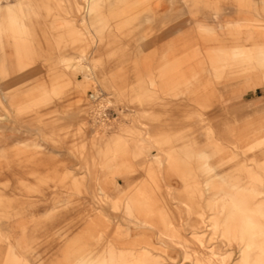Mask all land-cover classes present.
I'll return each instance as SVG.
<instances>
[{"label":"bare ground","instance_id":"6f19581e","mask_svg":"<svg viewBox=\"0 0 264 264\" xmlns=\"http://www.w3.org/2000/svg\"><path fill=\"white\" fill-rule=\"evenodd\" d=\"M107 1L109 0H0V49L3 50L5 44H9L12 47L14 66L18 71L24 70L29 66H35L36 64L40 48L37 46L39 41L36 38V30L33 22L39 16L37 5L43 4L48 11L47 17H51V20L46 23L47 33L50 36L45 38V41L51 42V47L59 52L69 47L75 48L78 52L76 56L67 54L57 55L55 62L60 68H67L69 66L73 68L78 67V70L82 71L85 77V71L87 70H91L95 67L100 69L106 68L111 71V76L108 77V80L111 86L115 88V91L109 93L108 96H126L129 97L131 101L133 99L138 100L139 103H146L145 106L136 109L137 112L134 120L132 119L133 122H137L141 125L140 128L138 129L135 127L136 125L129 126L126 132L130 137H126L125 139L122 135V141L115 152V159L118 166L114 165V168L112 167L111 169H116L119 173H122L124 184L119 185L118 182L116 183V179L109 180L108 173L99 172L95 165L91 167V169H86L87 172L81 177H76L74 174H71L69 170L63 173L61 179L53 180V183L50 181L52 186L57 188V190L51 191L50 194L57 197H64V199L70 196L80 195V193L83 192L81 188L85 187L87 190L86 187L89 184L92 185L93 189L90 191L92 198V200H89L92 203L90 208L87 206L86 208L85 205L82 208L84 212H86V216L84 217L86 221L83 223L81 222L82 226H84L82 236L73 237L61 250L62 252L59 254L61 256L56 257V255V258L54 257L53 260L47 264H264V114L262 115L259 112L260 110L256 109L253 110L252 113H257V117L252 118V113H248L250 117H246L247 114L240 122L237 119H229L228 121L220 120L216 125L212 124L211 118H209L208 115V111L210 110L216 112L215 107L221 105L222 98L228 95L232 96V94L237 96L240 91L243 92L247 89L257 87L260 75L262 76V82H264V47L259 48L255 53V60L253 64H251L252 69L240 73H236V71L233 70L227 73L225 72L224 66L212 67L211 61H208L206 58V60L194 58L195 50H192L188 54H184L185 56L180 60L171 58L165 66H159L155 71L159 76L154 75V72H152L153 67L150 64L145 63L141 65V67L138 64L137 67L136 65L134 66L135 71H133V73L139 82H137L139 92L131 93L133 92L130 90L132 87H128L129 92L127 91L125 93L123 92V84L127 83V74L125 71L122 72V68L117 69L116 66L113 65L114 63L109 62L112 57L122 49V46L118 45V36L115 34L110 37H107L108 35L104 36L105 32L114 26L116 27L115 29H120L122 24L117 20L123 18V13L113 12L107 15L102 14L100 12L101 6ZM119 1L126 4H134L146 0ZM184 1L188 4H196V0ZM234 1H237L241 6L237 10L236 17L226 20L225 25L233 26L235 30L239 29V22L248 20L246 19L248 15L244 14L248 11L253 14V18L250 19V21H256L258 17H264V0ZM66 7L74 9L76 12L79 11L80 14L83 13L80 22L81 25L79 23V25L76 24L72 19L62 17L60 14L56 13L57 10L55 13L50 12L52 9L67 10ZM88 17H90V19H92L91 17H95L97 23L88 22ZM108 18L116 22L112 24L107 20ZM55 20L60 21L55 22ZM92 25L97 26L92 28ZM151 25L153 26V24ZM195 28V30L184 31L182 25H180L173 30L174 33L177 32L179 35L174 37L169 43L168 50L170 56L178 51L186 50L190 44L187 45V39H190L192 41L191 45H193L197 42V37L201 33L211 34L213 32L212 28L208 25H199L196 23ZM250 30L251 29L247 27L245 31L246 35L244 36L245 40L249 37ZM144 37L145 36L142 38L144 39ZM89 46L90 53L88 58L90 62L88 65L83 66L81 61L86 59L85 51ZM237 47H239L238 42L235 43L234 48ZM233 53V56L236 57L239 51L234 50ZM74 58L77 60L76 63L72 62ZM53 62L51 61L49 63ZM5 63L6 61L4 59L0 61V74H3L4 77L7 74ZM199 66L203 69L201 72L199 71ZM60 68L58 73L65 76L66 74L64 71L61 72ZM206 74H211L213 78H209ZM155 82L168 90L167 95L171 111L174 108L173 101L176 98L182 99L181 101L186 100V105L192 107L189 116L194 118L193 121L191 120L194 124L193 126L195 127L198 125V127L195 130L192 129L193 131L191 134H188L186 130L177 131L176 129L172 130L168 136L166 135L167 137L161 138L162 136L160 133L156 132V134L151 130L152 124L159 118V114L153 111L152 101L155 99H153L152 92L149 90L147 84L151 85ZM220 82L225 85L218 86V84H221ZM74 87L75 93L73 92V94H75L76 107L85 106V108H89V112H93L91 115H93L96 120L97 117L95 114H101L100 109L104 108L107 103L109 104L110 100L108 97L101 99V93L99 89H96L93 93L96 95L99 104L97 108H93L95 106L94 102L90 101L89 97H84V88H81L79 84ZM40 89L42 90L44 88ZM52 94H56V96L59 97V94L55 91H52ZM15 95L16 94L12 91L6 92L2 95L3 97H0V103L3 102L1 99L4 100L6 98L9 101L12 100ZM35 95L29 93V97L26 100L16 104L13 109L15 114L20 115L51 99L48 93H41L38 97H35V99H31ZM78 109L80 110V108ZM215 112H210V114L215 115ZM6 116L5 113L0 114L1 118H5ZM187 119L186 121L190 120ZM181 120H183V118ZM14 123H16V121ZM181 123H183V121ZM94 124L95 129L98 126L105 129V126H107V123L102 120H99L98 123L94 122ZM186 126H190L189 128L191 129L190 124L187 123ZM170 128L174 129L175 126L171 124ZM133 135L134 138H132ZM129 145L131 146L130 153L133 154L135 158L136 155H143L146 160V164L143 166L144 178L140 183L132 184L133 179L129 174L132 168L129 163L131 154L127 152L128 150L126 151ZM152 147L156 148V152H150L149 149ZM208 147H210V151L207 149ZM13 150L10 149V151ZM225 153H228L230 160H237V165L232 173H215L208 158L211 155H221ZM94 154L92 153L90 155L91 161L93 163L98 162L100 165V161L97 160L98 154L96 157ZM78 155L84 159H86L87 156L86 152H84L83 155L77 154V157ZM226 157L227 156H222L221 160H224ZM40 158H42V156ZM39 161L41 162V159ZM28 162L31 163V159ZM28 164L26 162L23 166H28V168L31 167V164ZM43 164L45 163H42V165ZM62 165L64 166V164ZM20 166L22 167V165ZM26 167H24V169ZM13 169H15V166ZM33 170L35 169L33 168ZM38 170L40 171L39 167L37 171ZM18 173L19 172H17V174ZM28 173L30 175L31 172L27 171V174ZM48 174L40 175L42 183L47 182L46 179L48 178ZM20 176L23 177L22 174ZM54 176H56V174ZM171 177H177L182 180L183 188L181 192L185 194L187 198L184 200L181 199L178 202L181 203L185 211L189 213L186 219H183L181 214L176 213L179 208V206L175 204L176 202H169L160 190V187L164 186V193L167 195H170L173 190L176 191V189H172L171 184L165 182L166 178ZM216 178L219 180L217 181L219 183L214 182ZM18 179H20V177ZM67 179L69 181H67ZM16 182L18 183V181ZM34 182L36 181L34 180ZM7 184L9 188L10 185L9 183ZM14 184L16 183L14 182ZM23 184L25 189L28 190L32 188L35 183L30 181L27 182L26 180ZM17 187L18 186H16V188ZM110 187H113L114 194L116 193L114 198H111L110 195L107 194V190ZM19 188L20 185L18 189ZM5 189H7V186ZM17 192H20V189ZM5 197L6 196L3 198L5 199ZM198 200L200 205L197 204ZM72 201L75 203V199ZM107 202H110L107 205L108 207L119 211L120 214L115 216L108 215L105 210L106 205L104 204ZM191 217L197 218V220H195L196 224L190 222L189 219ZM118 218H123L125 222H120ZM56 226L58 227L59 224ZM110 226H115L117 229H121V227H125L127 230H130V228L140 229V231L136 236H131L132 238H129L128 234L130 232L126 230L127 241L121 243V245H117L112 239L105 237ZM187 226L190 230L185 235L183 231ZM198 226H202L205 229L198 231ZM36 228L33 229L36 230ZM145 229L153 233L155 241L152 240L151 235H148V231ZM30 231L33 234L35 232L32 230ZM85 234L89 236L97 234L95 242H97L98 245L91 248L86 247L87 249H85L84 247L87 244V241L83 237ZM0 237L5 240V244H7L3 252L0 251V264H39L38 262L31 261L26 253L23 254L16 251L17 245L21 242L19 239H16L15 244H13L1 230ZM167 243L177 245L181 249L182 259L187 262L182 260L179 262L177 261V263L168 261L167 259L171 257L165 252ZM218 243L219 246L220 244H235L234 247L238 255L237 260L231 263V254L222 252L220 250L222 246H216Z\"/></svg>","mask_w":264,"mask_h":264},{"label":"rangeland","instance_id":"374dc122","mask_svg":"<svg viewBox=\"0 0 264 264\" xmlns=\"http://www.w3.org/2000/svg\"><path fill=\"white\" fill-rule=\"evenodd\" d=\"M146 1L137 2L134 4H126L119 0H109L104 2L100 9V12L105 15L113 12L123 13V18L117 20L122 24L120 29H115L116 27L114 26L113 28H110V30L106 31L104 36L108 35L107 37H110L114 36L115 34L118 36V45L122 46V49L117 54H115L109 62L114 63L113 65L116 66L117 69L122 68V72L125 71L127 74V83L123 84V92L125 93L128 91V87H132L130 90L133 92L131 93L139 92V82L133 73V71H135L134 66L136 65L137 67L138 64L140 67L145 63L150 64L153 67L152 72H154V75L159 76L158 73H155L159 66H165L171 58L180 60L183 58V56H185L184 54H188L192 50H195L194 58L198 60H204L206 58L208 61H211L212 67L224 66L225 72L227 73L230 70L240 73L242 71L252 69L251 64H253V61L255 60V53L259 48L264 47V17H258V21H250V19L253 18V14L248 11L244 13L245 15H248V18L246 17L248 20L239 22V29L235 30L233 26L225 25L226 20L236 17L238 12L237 10L241 6L237 1L196 0V4L193 5L186 3L184 0ZM66 8L67 10L52 9L50 12L55 13L57 10L56 13L60 14L62 17H67L68 19H72L76 24H80L83 13L80 14L79 11L76 12L74 9H69L68 7ZM37 12L39 16L34 20L33 23L35 25L36 38L39 41L37 46L40 49L35 66H29L24 70L18 71L14 66L12 47L9 44H5V48H3V50L0 49V61L3 59L6 61L5 69L7 73L5 77L3 74H0V97H3L2 95L9 91H12L16 94L12 100L8 101L5 98L4 100L1 99L4 103H0V114L5 113L7 115L5 117L6 119L0 117V195L2 196H0V230L8 237V240L11 243L15 244L16 239L21 241L16 247L17 252L23 254L26 253L27 257L33 262L47 264L51 262V260H53L56 255V257L61 256L59 255L62 252L61 250L70 242L73 237L79 235L82 236V231L84 228L82 223L86 221L84 218L86 216V212H84L82 208L84 205L85 207L87 206L90 208V205L92 204L91 201H89L92 200L90 191L93 189V187L91 184L86 187L87 190L85 187H82L81 189H83V192L80 193V195L70 196L64 199V197H57L53 194H50L51 191L53 192L57 190L56 187L52 186L53 180L61 179L63 173L69 170V172L74 174L76 177H81L87 172L86 169H91V167H94L95 165L99 172L108 173L109 180L116 179V183L118 182L119 185L124 184L122 173H119L116 169H111L112 167L114 168V165L118 166V163L115 159V152L122 141L121 136L123 135L125 139L126 137H130L126 132V129L129 126L136 125L135 127L138 129L140 128L141 125L137 122H133V120L137 112L136 109L145 106L146 103H139L138 100L133 99L131 101L130 98L126 96H108L109 93H113L115 91V88L111 86L110 81L108 80V77L111 76V71L107 70L106 68L100 69L95 67L91 70H87L85 71L86 77L83 75L82 71L78 70V67L73 68L69 66L67 68H60L55 62L57 55L67 54L76 56L78 52L73 47H69L61 52L53 49L51 47V42L45 41V38L50 36L47 33L46 23L51 20V17H47L48 11L43 4L37 5ZM91 18L92 19L88 17L87 21L97 23V19L95 17ZM107 20H109V22L112 24L116 22L115 20H110L109 18ZM58 21L60 20H55V22ZM196 23L199 25H208L212 28L213 32L211 34L201 33L197 37V42L194 44L192 43L193 45H191L192 41L187 39V45L190 43L189 47L186 48V50L178 51L177 53L170 56L168 50L169 43L174 37L179 35L177 32L174 33L173 30L180 25H182V29L184 31L195 30ZM151 24H153V26ZM96 26L97 25H92V28ZM247 27L251 30L249 32V37L246 38L247 40H245L244 36L246 35L245 31ZM142 35L145 36L144 39L142 38ZM236 42H238L239 47L234 48ZM89 48L90 46L85 51L86 59L81 61L83 66L88 65L90 62L88 58L90 53ZM234 50L239 51V54L236 57L233 56ZM51 61L54 62L49 63ZM76 61L77 60L75 58L72 59V62L76 63ZM59 68L61 72L64 71L66 74L65 76L58 73ZM202 70L203 69L200 68L199 71L201 72ZM206 75H208L209 78H213L211 74ZM257 75L259 76L258 73ZM259 78L260 80L257 84V87H253L254 90L247 89L243 92L240 91L241 93L238 92L239 94L237 96H234L235 94H232V96L228 95L221 99V105L215 107L216 112L214 110L208 111V115L209 118H211L212 124L216 125L217 122H220V120L228 121L229 119H237L240 122L248 113L251 114L252 111L256 109H259V112L263 115L264 82H262L261 75ZM155 79L158 80L157 78ZM220 83L221 84H218V86L225 85L222 84V82ZM78 84L81 88H84V97H89V95L96 89H99V92L101 93V99L108 97L110 103H107L105 106V116L100 118L98 114H95L98 119L95 120L93 115H91L93 112H89V108L87 109L85 106L76 107L75 94H73V92L75 91L74 86H77ZM147 86L152 92L153 99H155L152 101L153 111L154 113L159 114V118L152 124L151 130L153 132L160 133L162 136L161 138H165L172 132V130H186L188 134H191V132L198 127V125L194 127L193 122H191V120L193 121L194 119L192 116H189L192 107L186 105V100L181 101L182 99H174V108L171 111L169 108V98L167 95L168 90L164 89V87H162V85L160 86V84L157 82L152 83L151 85L147 84ZM40 88L44 89L41 90ZM52 91H55L57 94H59V97L56 96V94H52ZM29 93H32L33 95L37 94L31 99H35V97H38L41 93H48L51 96V99L20 115L15 114L13 111L15 105L26 100L29 97ZM98 104L99 101L97 104H94L95 106L93 108H97ZM78 108H80V110ZM210 112H215V115L210 114ZM250 114H248L246 117H250ZM251 115H253L252 118H254L257 117L256 115L258 114L252 113ZM182 118L183 120H181ZM186 119L190 120L186 121ZM14 120L16 123H14ZM99 120L105 121L107 123L105 129L100 128V126L95 129L94 122L98 123ZM180 121H183V123ZM187 123L191 125V129L189 128L190 126H186ZM171 124L175 126L174 129L170 128ZM132 138H134V135ZM128 148H126V151L128 150L127 152L130 153L131 146L129 145ZM10 149L14 150L10 151ZM207 149L210 151V147ZM149 150L150 152H156V148L153 147ZM84 152H86V155L88 156H86V159L82 158L81 156L79 157V155L77 157V154L83 155ZM92 153H95V157L98 154V159H96L100 161V165L98 162H96V164L91 161L90 155ZM41 156L42 158H40ZM222 156L227 157L224 160H221ZM228 156V153H225L221 155H211L208 158L215 173L228 174L234 171V168L237 165V160H230ZM29 158L31 159V163L28 162L30 160ZM40 159L41 162L39 161ZM25 161L27 164L29 163L28 165L31 164V167L28 168V166H23V164H26ZM42 163L45 164L42 165ZM129 163L132 167L129 171V174L133 179L132 184L142 182V179L144 178L143 166L146 164L145 157L143 155H136L135 158V156L131 154ZM19 164L22 165L23 168ZM62 164H64V166ZM14 166L15 169H13ZM24 167L26 168L24 169ZM38 167L40 171H37ZM33 168L35 170H33ZM16 171L19 173L17 174ZM27 171L31 172L30 175L29 173L27 174ZM39 172L42 173L40 174ZM21 174L23 177L20 176ZM45 174H48V178L46 179L47 182L42 183L40 175ZM55 174L56 176H54ZM19 177L20 179H18ZM24 180L35 184H33L32 188L26 190L23 184L25 182ZM34 180L38 184L34 182ZM215 180L216 181L214 182L219 183L217 182L219 181L217 178ZM16 181H18V183ZM50 181H52V183ZM67 181L69 180L67 179ZM14 182L17 185L14 184ZM165 182L171 184L172 189H176V191L173 190L170 195H167L164 193V186H161L160 190L169 202H176L175 204L179 206L176 213L181 214L182 218L186 219V216H188L189 213H187L181 203L178 202L181 199L184 200L187 198V196L181 192L183 188L182 180L177 177H171L166 178ZM7 183L10 185L9 188ZM5 185L7 186V189H5ZM19 185L20 192H17L19 190ZM16 186L18 187L16 188ZM107 194H109L111 198L115 197L116 193L114 194L113 187L108 188ZM4 196H6L5 199L3 198ZM74 199L75 203L72 201ZM109 203L110 202L104 203L106 205V213L110 216L119 215V211L111 209L107 206ZM197 204L200 205L199 200ZM118 219H120V222H125L123 218ZM189 220L191 223L196 224L195 220H197V218L191 217ZM58 224L59 226L57 227L56 225ZM33 228H36V230ZM115 228V226H110V228H108L109 232H106L105 237L112 239L117 245H121V243L127 241V229L125 227H121V229ZM204 229L205 228L202 226L197 227L198 231H202ZM30 230L33 232L35 231L34 234ZM145 230L148 231L147 234L151 235L152 240L155 241V236L153 233L148 229ZM189 230L190 228L187 226L185 227L183 233L186 235ZM139 231L140 229L133 228L127 230V232H130L128 234L129 238L136 236ZM28 236L31 240L28 238ZM83 237L87 241V244L84 247L85 249L98 245L97 242H95L97 234L94 236L85 234ZM6 245L7 244H5V240L1 239L0 237L1 252H3ZM234 245L235 244H220L219 246V243L216 244V246H222L220 249L222 252L231 254V263L235 262L238 256ZM165 252L171 257L167 259L168 261L177 263V261L179 262L182 260L187 262L186 260L182 259L181 249L177 245L167 243Z\"/></svg>","mask_w":264,"mask_h":264},{"label":"built area","instance_id":"2783aa9c","mask_svg":"<svg viewBox=\"0 0 264 264\" xmlns=\"http://www.w3.org/2000/svg\"><path fill=\"white\" fill-rule=\"evenodd\" d=\"M89 98H90V101H93L94 102V104H96V102H97V97H96V95L94 94V93H91L90 95H89ZM105 107L104 108H102V109H100L101 110V114H98V113H96V114H98L99 116H100V118H102L103 116H105Z\"/></svg>","mask_w":264,"mask_h":264}]
</instances>
